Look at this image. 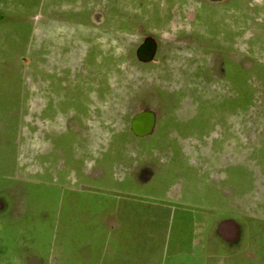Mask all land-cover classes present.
Here are the masks:
<instances>
[{
    "label": "rangeland",
    "instance_id": "1",
    "mask_svg": "<svg viewBox=\"0 0 264 264\" xmlns=\"http://www.w3.org/2000/svg\"><path fill=\"white\" fill-rule=\"evenodd\" d=\"M35 2L0 11V163L29 159L40 172L53 136L86 154L136 112H164L171 129L134 144L180 150L183 191L204 192L211 176L254 180L233 187L228 204L260 210L264 0H113L99 29V12L79 20L83 0Z\"/></svg>",
    "mask_w": 264,
    "mask_h": 264
},
{
    "label": "crops",
    "instance_id": "2",
    "mask_svg": "<svg viewBox=\"0 0 264 264\" xmlns=\"http://www.w3.org/2000/svg\"><path fill=\"white\" fill-rule=\"evenodd\" d=\"M8 1L0 0V11ZM112 1L83 0L87 18L74 13L89 25L99 12V29ZM155 117L149 135H135L131 125L113 140L103 133L99 148L89 145L86 154L53 136L40 172L29 159L0 163L9 166L0 174V264H264V204H228L246 179L211 176L202 181L204 192L183 191L175 180L180 150L133 142L171 129L164 112Z\"/></svg>",
    "mask_w": 264,
    "mask_h": 264
},
{
    "label": "water",
    "instance_id": "3",
    "mask_svg": "<svg viewBox=\"0 0 264 264\" xmlns=\"http://www.w3.org/2000/svg\"><path fill=\"white\" fill-rule=\"evenodd\" d=\"M147 45H143L139 50L140 55H144V51L147 49ZM152 52L148 53L149 57H152ZM155 114L152 111H142L136 114L131 120V129L137 136L149 135L155 127Z\"/></svg>",
    "mask_w": 264,
    "mask_h": 264
},
{
    "label": "trees",
    "instance_id": "4",
    "mask_svg": "<svg viewBox=\"0 0 264 264\" xmlns=\"http://www.w3.org/2000/svg\"><path fill=\"white\" fill-rule=\"evenodd\" d=\"M112 14H113V12H112ZM120 15V14H119ZM116 16V15H115Z\"/></svg>",
    "mask_w": 264,
    "mask_h": 264
}]
</instances>
